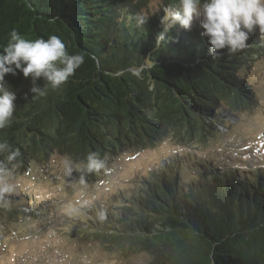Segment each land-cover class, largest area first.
<instances>
[{"label": "trees", "instance_id": "1", "mask_svg": "<svg viewBox=\"0 0 264 264\" xmlns=\"http://www.w3.org/2000/svg\"><path fill=\"white\" fill-rule=\"evenodd\" d=\"M174 2L0 0V51L15 28L29 40L56 35L70 54L85 58L61 90L49 87L44 96L34 97L22 72L6 74L17 100L0 140L19 150L14 164L26 168L32 157L46 160L57 151L78 163L98 152L110 164L173 132L202 141L255 106L257 91L243 65L264 56L258 28L247 48L219 50L224 55L216 60L199 20L190 31L172 28L157 46L164 7ZM138 13L148 19L141 27ZM6 156L0 154V166L11 168ZM231 163L177 150L133 187L78 205L73 234L124 255L143 251L150 264H264V166ZM40 207L34 195L15 189L0 201V231Z\"/></svg>", "mask_w": 264, "mask_h": 264}, {"label": "rangeland", "instance_id": "2", "mask_svg": "<svg viewBox=\"0 0 264 264\" xmlns=\"http://www.w3.org/2000/svg\"><path fill=\"white\" fill-rule=\"evenodd\" d=\"M243 72L249 73L258 102L235 113L230 124L212 137L186 141L173 132L152 148L121 152L107 164V172L86 176L79 172L66 176L62 161L70 157L60 151L46 160L43 155L34 156L26 168L19 164L8 168L9 182L18 192L34 195L41 207L36 214L25 212L10 219L0 231V264H150L151 256L143 251L124 255L91 236L74 235L71 226L77 223L78 205L133 187L147 169L177 150L264 166V56L244 64Z\"/></svg>", "mask_w": 264, "mask_h": 264}, {"label": "clouds", "instance_id": "3", "mask_svg": "<svg viewBox=\"0 0 264 264\" xmlns=\"http://www.w3.org/2000/svg\"><path fill=\"white\" fill-rule=\"evenodd\" d=\"M163 11L157 46L172 28L179 25L190 31L196 20L203 29L201 36L207 39L212 60L224 55L219 50L226 49L227 55H234L247 48L250 35L257 28L264 37V0H175ZM147 22L143 14H137V27ZM8 35V41L0 51V130L11 126L16 111L17 94L6 84V74L15 76L22 72L25 78L31 79L30 91L35 94L34 97H39L46 95L49 87L53 91L61 90L85 62L83 54H70L65 43L56 35L29 40L15 28ZM41 78L46 82L43 88L37 84ZM4 153H7L8 164L15 167L19 150L13 149L6 140H0V154ZM107 160L98 152H89L80 163L65 157L62 168L66 176L74 172L99 174L107 172ZM14 190L15 186L9 182L8 167L0 166V201H4V197Z\"/></svg>", "mask_w": 264, "mask_h": 264}, {"label": "water", "instance_id": "4", "mask_svg": "<svg viewBox=\"0 0 264 264\" xmlns=\"http://www.w3.org/2000/svg\"><path fill=\"white\" fill-rule=\"evenodd\" d=\"M72 30H73V32L75 33V29L72 28Z\"/></svg>", "mask_w": 264, "mask_h": 264}]
</instances>
